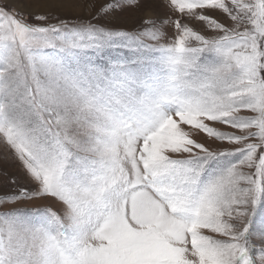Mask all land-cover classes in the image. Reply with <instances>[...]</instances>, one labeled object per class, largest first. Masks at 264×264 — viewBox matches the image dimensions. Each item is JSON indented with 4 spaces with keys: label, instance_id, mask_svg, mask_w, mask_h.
<instances>
[{
    "label": "snow or ice",
    "instance_id": "1",
    "mask_svg": "<svg viewBox=\"0 0 264 264\" xmlns=\"http://www.w3.org/2000/svg\"><path fill=\"white\" fill-rule=\"evenodd\" d=\"M159 6L0 0V264H264V0Z\"/></svg>",
    "mask_w": 264,
    "mask_h": 264
},
{
    "label": "rangeland",
    "instance_id": "2",
    "mask_svg": "<svg viewBox=\"0 0 264 264\" xmlns=\"http://www.w3.org/2000/svg\"><path fill=\"white\" fill-rule=\"evenodd\" d=\"M163 2L166 3V0H163ZM9 3L25 12L31 11L38 14L49 13L52 16L69 20H89L96 14L100 5L105 3V0H9ZM152 3L156 5L154 12L157 16L163 17L169 12V9L159 6L161 0H152ZM211 14L213 16H218L220 19H224L218 10ZM144 15V9L129 7L119 15L115 22L125 30L135 31L139 27L141 18ZM51 22L56 23L57 21L54 19ZM196 27L202 28L203 25L197 23ZM171 31L172 29H169V32ZM218 127H220L221 130H229L226 126ZM9 176L20 178L21 170L17 162L13 161L11 158L5 159L3 157V147L0 146V194L14 190L10 186ZM44 203L47 202L17 201L14 204L0 205V212L8 211L12 208H32L38 204Z\"/></svg>",
    "mask_w": 264,
    "mask_h": 264
}]
</instances>
